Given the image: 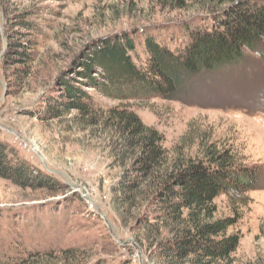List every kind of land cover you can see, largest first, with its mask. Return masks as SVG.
Instances as JSON below:
<instances>
[{"label":"rangeland","instance_id":"obj_1","mask_svg":"<svg viewBox=\"0 0 264 264\" xmlns=\"http://www.w3.org/2000/svg\"><path fill=\"white\" fill-rule=\"evenodd\" d=\"M196 17L155 0H0V139L65 184L51 193L0 179L2 257L23 264H160L149 208L124 213L113 200L123 168L113 164L115 133L106 125H117V111L159 131L170 161L217 144L260 170V189L242 198L222 195L215 204L218 216L234 209L242 215L232 264H262L264 57L199 77L175 101L110 100L88 87L79 66L104 40L130 36L142 53L146 33L167 39ZM17 40L27 44L20 51L28 57L11 51ZM65 83L88 95L89 114L45 118L47 99L63 109L51 97L64 95Z\"/></svg>","mask_w":264,"mask_h":264},{"label":"trees","instance_id":"obj_2","mask_svg":"<svg viewBox=\"0 0 264 264\" xmlns=\"http://www.w3.org/2000/svg\"><path fill=\"white\" fill-rule=\"evenodd\" d=\"M198 12L191 23L167 39L145 34L142 53L130 36L104 40L79 66L88 87L120 102L161 99L175 101L197 78L238 68L250 56L264 57V2L259 0H155ZM20 24L29 29V24ZM122 35L127 32L121 33ZM24 41H13L11 51L28 57ZM11 59V58H10ZM97 75L98 77H95ZM60 98L46 100L45 118L90 110L88 95L68 83ZM67 98V101L61 98ZM92 104V103H89ZM45 118L39 117L41 121ZM117 125L113 164L123 172L113 187V200L124 213L149 208L156 229L160 264H232L240 235L235 228L242 215L218 216L215 204L222 195L242 198L260 188V170L244 164L231 148L207 144L195 157L179 152L170 161L163 135L142 125L127 112H112ZM0 179L22 190L61 192L65 184L31 166L0 139ZM231 229L233 232H231ZM165 234H167V237ZM1 256L0 264H23ZM264 264V261L262 262Z\"/></svg>","mask_w":264,"mask_h":264}]
</instances>
